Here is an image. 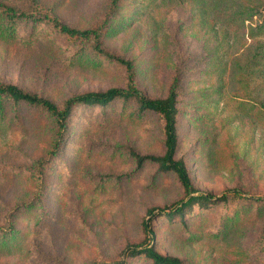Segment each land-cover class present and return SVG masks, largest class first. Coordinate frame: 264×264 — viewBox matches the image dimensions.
I'll return each mask as SVG.
<instances>
[{
	"label": "rangeland",
	"instance_id": "374dc122",
	"mask_svg": "<svg viewBox=\"0 0 264 264\" xmlns=\"http://www.w3.org/2000/svg\"><path fill=\"white\" fill-rule=\"evenodd\" d=\"M37 1L67 25L85 29L101 22L112 0ZM203 16L190 0H121L114 17L121 29L103 49L128 60L136 85L150 97L164 96L180 68L175 156L200 192L236 188L241 194L195 206L182 220L154 218L157 251L190 264H261L264 256L250 247L264 226V202L253 200L264 198V114L256 118L248 100L252 84H228V69L219 75L209 61L211 50L230 54L242 41L234 44L237 37L223 36L221 21ZM41 33L32 43L0 39V81L56 103L125 86L124 64L95 52L77 55L79 44L48 24ZM121 106L118 100L105 109L74 107L63 146L46 163L40 196L31 165L46 158L52 123L38 107L7 104L0 116V223L21 207L13 214L15 242L0 246V264L119 260L126 244L143 240L149 208L183 197L174 173L149 161L137 167L130 155L163 153L159 115L146 111L133 118L134 106L125 112ZM225 224L230 229L223 235ZM129 264L149 262L137 257Z\"/></svg>",
	"mask_w": 264,
	"mask_h": 264
},
{
	"label": "trees",
	"instance_id": "16d2710c",
	"mask_svg": "<svg viewBox=\"0 0 264 264\" xmlns=\"http://www.w3.org/2000/svg\"><path fill=\"white\" fill-rule=\"evenodd\" d=\"M121 0H112L105 17L96 26L85 29H77L59 20L49 7L37 0H22L15 3L0 0V39H12L19 36L28 42L33 38H42V28L48 24L60 35H64L78 43L77 55L87 52H95L106 58L116 60L125 65L127 81L124 87H110L104 91H88L73 94L56 103L41 95L25 91L15 84L0 81V116L4 114L7 104L16 106L28 104L42 109L52 123V135L46 158L33 162L32 174L40 184L39 194L44 181V169L46 163L55 159L63 146L68 123L76 105H97L105 109L115 101H122L121 112L127 111L131 105L129 116L142 117L146 111L159 115L162 121L164 151L160 155L140 154L134 150L130 155L134 158L136 166L140 167L146 161L154 162L160 171H169L175 174L177 181L183 190V197L173 203L161 207L149 208L147 217L142 221L143 240L126 244L122 251V258L107 264H129V260L142 257L149 264H190L180 257L163 254L157 251L152 243L153 230L150 222L157 217L182 220L187 213L197 206L209 207L212 203L226 201L231 195H241L236 188H230L215 195L209 192H200L191 181L187 166L182 158H176L178 146L177 107L180 88V68L174 71L167 92L161 97H150L144 93L135 83L133 73L128 60L117 57L105 49V39L121 29V25L114 17L119 9ZM199 11L201 17L208 15L211 20L221 21L223 36L230 38L234 34L240 41L238 49L226 55H219L211 50L209 61L215 70L221 75L228 72V84L238 83L247 88L252 84L251 90H247L248 100L251 106L256 108V118L264 114V0H190ZM246 40H249L245 44ZM228 69V71H227ZM179 70V71H178ZM220 79V77L218 78ZM253 199V198H252ZM254 201H263L264 198H254ZM264 204V203H263ZM21 206H15L0 223V246L9 249L15 242L17 228L13 214ZM230 218H227L229 221ZM230 228L224 225L219 229L221 234H226ZM250 249L264 256V226L261 238ZM264 258V257H263ZM261 264H264V260Z\"/></svg>",
	"mask_w": 264,
	"mask_h": 264
}]
</instances>
